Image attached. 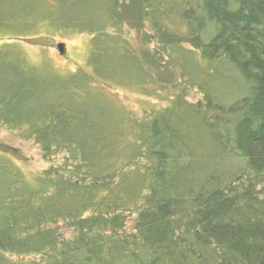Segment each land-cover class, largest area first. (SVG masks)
Listing matches in <instances>:
<instances>
[{
    "label": "trees",
    "instance_id": "1",
    "mask_svg": "<svg viewBox=\"0 0 264 264\" xmlns=\"http://www.w3.org/2000/svg\"><path fill=\"white\" fill-rule=\"evenodd\" d=\"M53 1L0 0V32L91 37L72 79L0 47V129L47 164L0 144V264H264V0Z\"/></svg>",
    "mask_w": 264,
    "mask_h": 264
},
{
    "label": "rangeland",
    "instance_id": "2",
    "mask_svg": "<svg viewBox=\"0 0 264 264\" xmlns=\"http://www.w3.org/2000/svg\"><path fill=\"white\" fill-rule=\"evenodd\" d=\"M47 2L54 4L53 0H47ZM10 33L14 35L0 32V47L7 45L10 38L16 39L15 53L20 54L25 64L31 68L63 79H72L81 71L86 74L91 72L88 65L91 52L89 35L48 27H41V33L33 37L20 38L19 32ZM134 35L136 36L135 33ZM61 43L65 45V56L60 55L57 48ZM93 89L104 92L117 107L128 109L138 116H142L145 110L158 109L166 105L164 100L144 97L134 90L118 87L112 83L97 82ZM199 98L198 94H192V100L197 101ZM0 144L16 149L15 153L8 155L12 157L30 183H33L35 177L47 168L38 148L33 140L29 139L26 128L13 131L0 129Z\"/></svg>",
    "mask_w": 264,
    "mask_h": 264
},
{
    "label": "water",
    "instance_id": "3",
    "mask_svg": "<svg viewBox=\"0 0 264 264\" xmlns=\"http://www.w3.org/2000/svg\"><path fill=\"white\" fill-rule=\"evenodd\" d=\"M64 48H65L64 45H59V46H58L59 52H60V54L63 55V56L65 55V50H64Z\"/></svg>",
    "mask_w": 264,
    "mask_h": 264
}]
</instances>
